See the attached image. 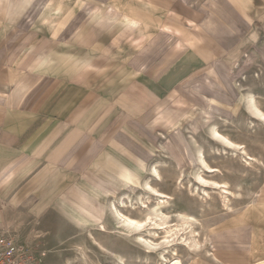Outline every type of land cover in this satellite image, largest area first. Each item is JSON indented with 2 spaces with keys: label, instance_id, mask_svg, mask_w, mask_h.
I'll return each mask as SVG.
<instances>
[{
  "label": "crops",
  "instance_id": "1",
  "mask_svg": "<svg viewBox=\"0 0 264 264\" xmlns=\"http://www.w3.org/2000/svg\"><path fill=\"white\" fill-rule=\"evenodd\" d=\"M148 2L0 0V227L48 209L100 215L98 201L152 161L173 95L232 87L264 34L258 2ZM246 215L245 240L217 247L216 264H264V212Z\"/></svg>",
  "mask_w": 264,
  "mask_h": 264
},
{
  "label": "rangeland",
  "instance_id": "2",
  "mask_svg": "<svg viewBox=\"0 0 264 264\" xmlns=\"http://www.w3.org/2000/svg\"><path fill=\"white\" fill-rule=\"evenodd\" d=\"M94 1L115 12L132 11L133 7L144 10L149 5V0ZM249 2L261 4L263 12H258L251 21L253 28L262 26L264 29L261 24L264 23V0H247L246 3ZM242 58L238 71L231 74L232 87L221 82L217 88L204 80L192 82L173 95L171 106H168L172 124L163 134L154 136L156 151L152 161L141 171L138 183L124 184L98 201L102 206L100 215L73 217L63 214L69 211L64 206L61 214L57 209H48L43 215L30 217L24 224L9 226L19 233L22 243L23 254L18 264H165L157 260L154 253H146L118 233L114 228L115 218L109 211L112 201L119 204V200L124 199L128 204L132 202L139 206L140 199H146L148 191L143 188V182L151 178L149 168L154 165L162 179H150L152 186L174 197L162 208L169 221L173 223L178 213H184L193 215L199 222L195 228L201 249L191 251L178 247L179 264H216V259L207 251L214 254L217 247L227 246L230 239L243 242L248 231L245 226L247 211L262 209L264 212V122L253 118L246 101L249 93L254 95L257 106L264 112V34L254 52ZM212 124L217 125L224 137L244 146L245 151L260 163L246 165L243 154L237 153L235 157L229 150L221 155L210 154L214 148L223 150L222 145L210 136ZM198 147L204 150L209 165L221 171L214 178L210 175L206 178L228 181L230 189L237 193L231 200V210L225 208L217 194H212L213 199L200 210V200L189 195ZM127 214L140 217L134 209Z\"/></svg>",
  "mask_w": 264,
  "mask_h": 264
},
{
  "label": "bare ground",
  "instance_id": "3",
  "mask_svg": "<svg viewBox=\"0 0 264 264\" xmlns=\"http://www.w3.org/2000/svg\"><path fill=\"white\" fill-rule=\"evenodd\" d=\"M247 100L248 110L253 118L264 122V112L257 106L254 95L249 93ZM209 133L212 139L223 147L222 151L219 148L211 149L210 154L213 153L214 156L221 155L229 150L232 151V155L235 157L238 156L237 153L243 154L246 165L253 166L260 163L256 157L245 151L244 146L224 137L219 132L217 125H210ZM195 163L196 170L192 178L193 184L188 193L200 200V210L203 208V204L213 199L212 194H217L225 208L231 210V200L237 197V193L230 189L228 181H216L206 178V175L214 178L221 171L219 168L209 165L206 154L201 147L196 150ZM149 177L151 178L146 179L143 186L148 191V195L145 200L140 199L141 204L139 206H135V203L132 202L128 204L124 199H120L119 204H116L115 201L109 204L110 214L115 218L114 228L118 233L136 243L146 253H154L158 258L157 260H161L165 264H179L177 260L180 257L178 247L182 246L191 251L201 249V243L197 238L195 228L199 222L193 215L184 213H178L176 221L170 222L169 217L163 213L162 208L168 206L174 197L172 194L163 193L152 186L150 179L153 178L157 181L162 179L155 165L151 166ZM130 209L136 210L140 217L127 214ZM207 253L216 259L213 253L208 251Z\"/></svg>",
  "mask_w": 264,
  "mask_h": 264
},
{
  "label": "built area",
  "instance_id": "4",
  "mask_svg": "<svg viewBox=\"0 0 264 264\" xmlns=\"http://www.w3.org/2000/svg\"><path fill=\"white\" fill-rule=\"evenodd\" d=\"M21 248L19 233L9 226L0 227V264H18L23 254Z\"/></svg>",
  "mask_w": 264,
  "mask_h": 264
}]
</instances>
